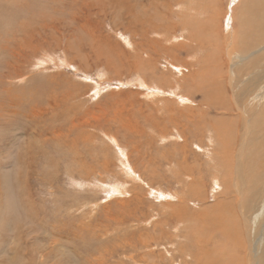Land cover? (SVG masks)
I'll list each match as a JSON object with an SVG mask.
<instances>
[{
	"label": "rangeland",
	"instance_id": "374dc122",
	"mask_svg": "<svg viewBox=\"0 0 264 264\" xmlns=\"http://www.w3.org/2000/svg\"><path fill=\"white\" fill-rule=\"evenodd\" d=\"M69 1L58 5L65 19L57 31L46 27L52 17L61 16L49 12L48 5L56 7L51 0L0 4V264H146L147 251L157 253L161 250L154 248L156 242L165 244L155 241L145 222L157 219L151 215L159 209L156 183L148 187L128 177L114 143L126 152V166L138 176L143 173L146 183L152 172L145 173L144 166L157 164L162 148L172 154V146L179 144L180 127L177 131L169 124V117L181 114L179 120L186 123L194 113L187 107L201 104L204 96L196 92L193 103L181 102L165 82L160 84L164 91L152 90L158 72L168 78L174 74L166 72L162 57L152 59L157 74L145 75L149 87L137 72L114 73L106 56L116 62L124 55L136 57L122 36L127 28L115 23L117 10L103 16L94 0H77L75 6ZM225 1L223 10L238 2ZM191 4L200 6L196 0ZM230 14L221 21L223 28ZM205 15L196 18L207 20L209 13ZM22 20L40 33L34 32L23 57L9 56L4 47L19 33ZM72 34L81 41L71 40L67 48ZM75 101L78 108H72ZM67 105L70 109L63 112ZM203 111L215 117L213 106ZM195 113L201 117L200 111ZM165 124L167 132L162 133ZM206 136L204 144L209 143ZM187 143L198 158H205L195 144ZM78 159L84 165L80 173L73 170ZM169 190L174 192L176 185L171 183ZM150 237L154 242L144 246Z\"/></svg>",
	"mask_w": 264,
	"mask_h": 264
},
{
	"label": "bare ground",
	"instance_id": "6f19581e",
	"mask_svg": "<svg viewBox=\"0 0 264 264\" xmlns=\"http://www.w3.org/2000/svg\"><path fill=\"white\" fill-rule=\"evenodd\" d=\"M51 1L56 7L48 5L49 12L61 15L58 5L66 0ZM196 1L200 6L194 9L192 0H94V8L103 16L117 10L115 23L123 24L124 30L127 28L122 36L132 58L136 55L130 60V55L123 54L121 62L110 61L106 56L105 62H112L110 68L114 73L137 72L143 85L149 87L145 75L157 74V62L152 59L162 57L163 67H169L166 72L174 74L168 75L169 79L158 72V82L151 81L152 90L162 89L160 84L165 82L173 86L171 92L181 102L193 103L196 92L204 96L201 104L187 107L194 113L189 114L186 123L179 120L181 114L169 117V124H174L176 130L180 127L177 130L180 138L176 141L179 144L172 146V154L162 148L158 163L149 161L144 166L145 173L152 172L146 183L143 173L139 177L134 168L126 166V152L114 143L128 177L134 182L141 180L148 187L156 183L153 191L160 199L159 209L151 215L157 219L144 221L150 223L155 241L165 244L156 242L154 248L161 251H147L144 263L264 264V0H238L225 10L222 0ZM71 2L75 6L77 0ZM206 13L210 16L207 20H197V14L206 18ZM228 14L223 28L221 21ZM26 18L31 24V19ZM60 19L65 17H52L48 26L43 27L57 31L64 27ZM28 23L21 22L19 33L11 36L12 43L4 47L7 55L23 57L25 50L31 49L34 32L40 33V29ZM76 35H70L65 47L71 46V40L79 37L75 39ZM90 38L94 43V38ZM35 40L38 44L43 41ZM75 102L72 108H78V101ZM200 105L209 111L213 106L215 117H211L212 113L206 115L208 112L201 110ZM68 109L67 105L63 112ZM196 110L201 117L198 118ZM161 129L162 133L167 132L166 124ZM79 136L77 132L75 138ZM205 136L209 143L204 144ZM187 142L195 144L205 158H198ZM76 162L78 166L73 170L80 173L83 162L79 159ZM171 183L176 185L174 192L169 190ZM144 233L149 235L148 231ZM153 242L150 237L143 244L151 246Z\"/></svg>",
	"mask_w": 264,
	"mask_h": 264
}]
</instances>
